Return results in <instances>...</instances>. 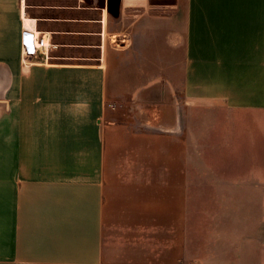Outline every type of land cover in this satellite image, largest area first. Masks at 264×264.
I'll return each instance as SVG.
<instances>
[{"label": "crops", "instance_id": "crops-1", "mask_svg": "<svg viewBox=\"0 0 264 264\" xmlns=\"http://www.w3.org/2000/svg\"><path fill=\"white\" fill-rule=\"evenodd\" d=\"M26 19L48 50L21 52ZM179 49L180 74L134 128L143 110L111 104L117 69ZM195 104L264 118V0H0V264L177 259L194 158H264L263 120L197 135L182 117Z\"/></svg>", "mask_w": 264, "mask_h": 264}, {"label": "rangeland", "instance_id": "rangeland-1", "mask_svg": "<svg viewBox=\"0 0 264 264\" xmlns=\"http://www.w3.org/2000/svg\"><path fill=\"white\" fill-rule=\"evenodd\" d=\"M176 54L146 50L142 66L123 65L117 69L114 84L117 97L111 104L114 108L125 109L127 114H133L135 107L143 110L141 118L135 115L130 121L134 128H138L140 119L149 121V108L160 101L150 95L151 90L156 94L155 85L159 86L160 79L166 81L169 75L180 74L181 50ZM158 57L166 58L155 66L151 59ZM177 57V65H174ZM128 69L133 71L130 83L125 77ZM141 80L149 86L145 96L134 99L124 96L138 92L143 84ZM164 84L167 90L169 83ZM206 107L212 106L195 104L190 109L192 115L191 111L182 114L184 122H192L197 135L208 134L213 123H249L261 119L246 113L211 112L208 108L206 111ZM129 165L132 170L138 168L135 161ZM194 183V220L193 226L188 228L186 250H178L177 259L168 257L169 252L163 251L162 264H264V158H194Z\"/></svg>", "mask_w": 264, "mask_h": 264}, {"label": "built area", "instance_id": "built-area-1", "mask_svg": "<svg viewBox=\"0 0 264 264\" xmlns=\"http://www.w3.org/2000/svg\"><path fill=\"white\" fill-rule=\"evenodd\" d=\"M35 25L31 19H26L22 26V40H21V52L25 56H29L38 50H48L50 44L47 38L36 32ZM21 75L27 76L29 74V66L24 64L21 67Z\"/></svg>", "mask_w": 264, "mask_h": 264}, {"label": "water", "instance_id": "water-1", "mask_svg": "<svg viewBox=\"0 0 264 264\" xmlns=\"http://www.w3.org/2000/svg\"><path fill=\"white\" fill-rule=\"evenodd\" d=\"M107 1H108V0H107ZM109 3H110V0H109ZM117 3H118V0H113V4H114V6H116Z\"/></svg>", "mask_w": 264, "mask_h": 264}]
</instances>
